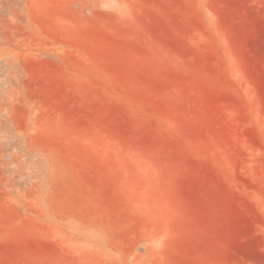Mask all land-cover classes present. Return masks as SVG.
I'll return each mask as SVG.
<instances>
[{"label": "rangeland", "instance_id": "374dc122", "mask_svg": "<svg viewBox=\"0 0 264 264\" xmlns=\"http://www.w3.org/2000/svg\"><path fill=\"white\" fill-rule=\"evenodd\" d=\"M4 1L0 264H264V0Z\"/></svg>", "mask_w": 264, "mask_h": 264}, {"label": "bare ground", "instance_id": "6f19581e", "mask_svg": "<svg viewBox=\"0 0 264 264\" xmlns=\"http://www.w3.org/2000/svg\"><path fill=\"white\" fill-rule=\"evenodd\" d=\"M4 7L5 8L7 7V2H5L4 0H0V10H2ZM13 65H14V62L9 60L8 58L5 60V62H3V66H6V68H7L6 71H7V75L9 78H11V76L14 75V73H15L12 69Z\"/></svg>", "mask_w": 264, "mask_h": 264}]
</instances>
